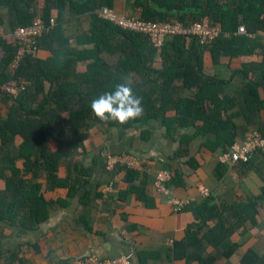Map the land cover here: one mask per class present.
Here are the masks:
<instances>
[{
	"label": "trees",
	"instance_id": "obj_1",
	"mask_svg": "<svg viewBox=\"0 0 264 264\" xmlns=\"http://www.w3.org/2000/svg\"><path fill=\"white\" fill-rule=\"evenodd\" d=\"M111 3L112 0H0V9L8 10V24L13 32L31 25L37 17L49 24L52 11H58L56 26L38 39L39 51L47 49L52 53L46 61L38 56H28L18 69L9 73L7 68L19 45L16 41L8 43L0 39V104L8 107L5 117L0 111V181L6 185L5 189L0 188V223L9 221L12 226L33 229L49 218L53 201L45 199L43 184L35 181L40 170H43V177L51 189L65 188L68 198L78 196L88 184L86 170L80 167L75 176H68L64 183L59 182L57 173L61 162L88 139L91 123L128 130L158 121L166 136L175 138L180 144H187L197 136L214 134L215 140L203 145L211 151L221 148L222 155L231 151L236 126L227 112L236 105V99L223 94V81L203 71L200 50L206 49L214 64L224 56L252 55L258 46L254 36L264 33V0H133L131 6L140 11L141 20L184 26L207 20L221 30L216 39L205 44L191 36H174L159 49H155L145 36L100 19L97 11L102 7L110 8ZM84 14L91 17L90 28L86 35L78 37V42L93 47L74 51L68 48L62 23L66 17ZM3 24L0 14V27ZM239 27L245 29L244 34L238 33ZM157 52L162 60L161 69L150 66ZM105 53L117 56L114 64L103 59ZM82 60L90 62L84 73H78L75 66ZM133 72L141 78V82L134 80L133 90L142 97L143 115L125 124L97 119L89 107L90 100L114 88ZM236 73L246 81L242 89L246 112L261 110L264 105L259 90L264 79L259 83L250 80L251 67L247 64ZM169 76L181 81V89L192 90V99L179 96L180 89L168 87ZM12 80L25 88L17 97L1 90L3 84ZM46 83L50 84L49 88ZM73 103L80 108L70 110ZM67 127L70 138L64 139ZM191 127L195 132L188 136L185 131ZM260 132L264 134L263 130ZM17 136L23 140L18 146ZM50 140L57 142V150L51 149ZM253 155H264V151H256L251 157ZM249 160L236 164L246 165ZM19 161H24L23 169L18 167ZM226 166L222 163L217 167L216 177L224 174ZM125 170L130 187L119 193V199L123 200L129 192L141 200L146 198L143 195L145 181L140 179V170ZM139 179V186H136ZM172 185H181L178 172L172 175L168 187ZM88 196L89 193H85L83 199ZM211 199L207 198L196 208V222L188 227L183 240L173 244L174 259L212 264L213 259L202 258L194 252L195 248L219 247L233 233L236 221L255 224L258 203L264 202V187L253 200L231 206L210 205ZM58 202L64 206L67 204L64 199ZM208 223L213 225L199 237ZM1 237L3 231L0 230ZM234 251V248L229 249L225 256ZM240 263L264 264V255L259 257L249 250L241 256Z\"/></svg>",
	"mask_w": 264,
	"mask_h": 264
},
{
	"label": "crops",
	"instance_id": "obj_2",
	"mask_svg": "<svg viewBox=\"0 0 264 264\" xmlns=\"http://www.w3.org/2000/svg\"><path fill=\"white\" fill-rule=\"evenodd\" d=\"M132 1L112 0L110 8L116 13L139 19L140 11L132 8ZM42 5L40 2V7ZM39 13L41 16V11ZM0 14L4 21L0 27V39L15 43L14 32L8 24L7 8H1ZM51 18H58L57 10L52 11ZM90 20L89 14L66 17L62 32L69 49L86 51L93 47L92 44L78 42V37L89 32ZM254 38L258 46L252 55L240 58L224 56L215 64L206 49L200 50L203 71L223 81V94L236 99V105L227 112L236 126L234 143L243 142L251 130L264 131V106L261 110L246 112L242 92L246 81L236 73L242 65L247 64L251 67L250 80L259 83L264 79V33H258ZM158 53L150 63L154 69L162 68ZM37 56L46 61L52 53L40 49ZM102 57L108 64H114L117 56L105 53ZM89 62L78 61L75 71L84 73ZM7 71L13 72L11 64ZM129 76L141 82L134 72ZM167 79L168 87L180 89L179 96L192 99L193 91L181 89L180 80L170 76ZM46 86L49 88L50 84L46 83ZM259 94L264 105V84ZM70 108L76 110L80 106L73 103ZM0 111L5 117L7 105L1 103ZM194 132L192 127L185 131L188 136ZM88 136L81 147L61 162L57 173L59 182L64 183L68 176H75L76 170L83 167L88 184L78 196L68 198L65 188L51 189L43 177V170H40L35 181L43 184L45 199L53 201L49 218L33 229L12 226L9 221L0 223V230L3 231L0 264H71L74 259L89 254L104 258L128 254L134 264H197L172 257L173 244L183 240L188 227L196 222V208L209 197L212 198L209 204L217 206L253 200L264 187V155H253L246 165L226 166L224 174L216 177V169L222 164V149L211 151L203 145L207 141H214V134L197 136L187 144H180L175 138L166 136L164 127L158 121H152L128 130L91 123ZM69 138L70 130L67 127L64 139ZM22 142V138L17 136L16 145ZM50 147L53 151L57 150V142L50 140ZM122 153L131 154L142 163L140 179L145 181L143 195L146 197L142 200L130 192L123 200L118 197L120 192L130 187L126 182V170L121 166L109 168L107 161ZM18 167L23 169L24 161H19ZM162 170L172 175L179 173L181 185H172L170 190L175 198L188 201L181 211H173L165 196L158 193L153 185L156 174ZM5 173L9 175L8 171ZM140 179L135 182L136 186H139ZM202 186L208 189L207 196L200 194L199 187ZM0 188H6L2 180ZM85 193H89V196L84 200ZM8 195L11 196V193ZM60 199L67 201L66 206L58 202ZM212 223L203 228L199 237ZM233 226V233L219 247L198 246L194 252L204 259H213L212 264H241V256L249 250L262 257L264 202L258 203L255 224L236 221ZM231 248L235 251L226 257L225 253Z\"/></svg>",
	"mask_w": 264,
	"mask_h": 264
},
{
	"label": "built area",
	"instance_id": "obj_3",
	"mask_svg": "<svg viewBox=\"0 0 264 264\" xmlns=\"http://www.w3.org/2000/svg\"><path fill=\"white\" fill-rule=\"evenodd\" d=\"M100 19L114 25L122 30L139 33L145 36L148 42L159 49L164 42L174 36H191L198 40L200 44H205L216 39L221 30L219 27L210 25L207 21L196 22L190 26H184L181 23H162L144 21L134 17L116 13L111 8L102 7L97 11ZM56 26V20H50L47 24L41 18H37L31 25L19 27L14 31V38L19 45V50L11 63L12 71L19 68L22 61L30 56L37 57L38 39L45 33H48ZM239 34H244L243 27L238 28ZM226 35V34H225ZM25 88L19 85L15 80L9 81L1 86L2 92L17 97ZM256 151H264V134L258 130H251L245 140L241 143L235 142L231 151L225 153L220 158L221 162L227 166L236 163H247L252 154ZM109 168L121 166L135 170L142 169V163L131 154L122 153L121 155L107 161ZM172 174L168 171H159L153 182L156 191L165 196L167 203L173 211H181L188 201L177 199L173 196L168 187ZM199 192L203 196L208 195L206 187H199ZM71 264H134L132 257L128 254H121L115 257L104 258L96 254H89L85 257L74 259Z\"/></svg>",
	"mask_w": 264,
	"mask_h": 264
},
{
	"label": "clouds",
	"instance_id": "obj_4",
	"mask_svg": "<svg viewBox=\"0 0 264 264\" xmlns=\"http://www.w3.org/2000/svg\"><path fill=\"white\" fill-rule=\"evenodd\" d=\"M133 85L131 76L124 77L123 82L90 100L91 112L101 121L119 124L141 117L144 113L142 97L134 93Z\"/></svg>",
	"mask_w": 264,
	"mask_h": 264
}]
</instances>
